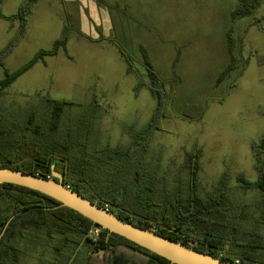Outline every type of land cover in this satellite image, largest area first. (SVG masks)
<instances>
[{"label": "rangeland", "instance_id": "1", "mask_svg": "<svg viewBox=\"0 0 264 264\" xmlns=\"http://www.w3.org/2000/svg\"><path fill=\"white\" fill-rule=\"evenodd\" d=\"M24 1L1 0V11L13 16ZM107 1L128 4L129 11L142 20L139 25L110 12L116 40L142 74L141 79L127 73L125 61L111 47L71 41L67 51L74 61L62 51L46 64H36L4 91L0 116L10 124L14 118L22 121L26 113L42 110L49 96L71 103L61 120L63 132L80 135L89 153H101L107 145H129L147 128L157 108L147 85L136 91L140 81L149 82L138 48L143 44L170 92L166 112L149 139L144 159L158 171L161 193L169 198L178 192L188 195L187 153L197 149L201 152L200 197L215 194L227 174L231 211L235 209L232 213L239 214V207L245 209L240 237L248 239L258 233L264 244V224L258 223L263 193L259 189L245 192L238 182L240 175L250 181L259 176L253 144L264 138V1L253 15L235 20L231 13L239 0ZM60 11L58 0H43L35 8L26 35L5 59L9 72L21 69L39 51L53 48L62 34V22L56 17ZM20 29L19 21L0 18V51L16 41ZM229 31L236 42L239 69L216 85L229 63ZM4 78L0 69V80ZM55 171L62 168L55 166ZM19 244L21 264H69L72 256H85V250L58 254L46 241L34 246L20 239Z\"/></svg>", "mask_w": 264, "mask_h": 264}, {"label": "trees", "instance_id": "2", "mask_svg": "<svg viewBox=\"0 0 264 264\" xmlns=\"http://www.w3.org/2000/svg\"><path fill=\"white\" fill-rule=\"evenodd\" d=\"M39 0H26L17 14L6 16L0 8V18L19 21L20 34L0 51V69L5 78L0 80V97L20 76L47 57L56 56L61 50L67 51L70 30L66 26L62 36L50 50H41L25 66L11 73L5 68V59L16 44L26 35L29 17ZM264 0H239L231 13L233 20L253 15ZM1 2V0H0ZM229 63L216 79L220 85L237 72L236 42L227 33ZM143 64L149 82L140 81L136 91L147 85L157 100V108L145 130L136 135L127 146L107 145L101 153H89L80 135L74 137L63 132L62 117L70 106L66 100L47 97L42 110H34L8 123L0 116V168L20 170L45 178L52 177V166L62 168L64 185L88 198L99 207L108 209L119 218L155 233L182 242L194 249L231 264H264V244L261 235L251 234L242 239L241 218L246 217L245 209L239 207V214H233L229 177L225 174L216 193L207 199L198 194V179L201 169V152L197 149L187 153L190 169L188 195L178 192L173 198L161 193L159 173L146 165L144 159L149 149V139L159 127L161 115L166 112L170 92L155 70L152 59L144 46H140ZM127 63V72L140 74L131 58L121 50ZM180 58L177 55L175 64ZM239 71L238 76L243 73ZM203 110V108H200ZM203 112L199 114L202 115ZM67 130V129H66ZM258 169L257 181H250L243 175L238 177L239 188L247 192L259 189L263 193L258 207L261 211L259 224H264V138L253 144ZM28 208L32 210L9 220ZM97 225L71 208L62 206L57 200L13 184H0V264H21L22 250L19 240H29L34 246L46 243L56 253L65 251L84 252L83 258L69 259V264H172L134 242L102 229L98 236H92ZM237 260L239 262H237Z\"/></svg>", "mask_w": 264, "mask_h": 264}, {"label": "water", "instance_id": "3", "mask_svg": "<svg viewBox=\"0 0 264 264\" xmlns=\"http://www.w3.org/2000/svg\"><path fill=\"white\" fill-rule=\"evenodd\" d=\"M4 183L26 187L45 194L60 202L62 206L71 208L75 212L90 219L98 227L118 234L135 244L166 258L172 264H231L211 255L202 253L182 242L161 236L152 230L138 227L129 221L119 218L108 209L99 207L88 198L83 197L64 185L63 175L55 171V165L52 166L51 178H45L20 170L0 168V184ZM32 209L33 208H28L15 214L9 220L7 227L15 217ZM5 230L1 234L0 240L3 237Z\"/></svg>", "mask_w": 264, "mask_h": 264}, {"label": "crops", "instance_id": "4", "mask_svg": "<svg viewBox=\"0 0 264 264\" xmlns=\"http://www.w3.org/2000/svg\"><path fill=\"white\" fill-rule=\"evenodd\" d=\"M42 1L43 0H39L35 8L38 7ZM25 2L26 1H24L23 4ZM58 3L59 6H61V11L57 13L56 17L62 22V33L66 26L71 32L67 49L71 41L87 44L89 46L101 47L103 49L111 47L118 57H121V59L125 61L121 54V50L126 54L127 52L116 40L114 22L112 21L110 12L116 13L122 19L142 25V20L129 11L128 4L122 5L119 2L111 3L107 0H58ZM145 28L148 29V27ZM140 46L145 47V45L140 44L138 47L139 50ZM62 51L65 50H61L60 53ZM65 52L67 59L74 61V56L69 54L68 51ZM58 55L52 57H57ZM52 57H47L45 62L39 63L46 64L49 58Z\"/></svg>", "mask_w": 264, "mask_h": 264}, {"label": "built area", "instance_id": "5", "mask_svg": "<svg viewBox=\"0 0 264 264\" xmlns=\"http://www.w3.org/2000/svg\"><path fill=\"white\" fill-rule=\"evenodd\" d=\"M102 229L103 228H101V227H95L93 230H92V236H98L99 234H100V232L102 231ZM237 262H239L238 260H237Z\"/></svg>", "mask_w": 264, "mask_h": 264}]
</instances>
